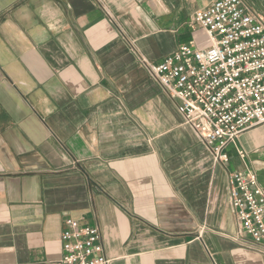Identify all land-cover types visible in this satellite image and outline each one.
Masks as SVG:
<instances>
[{
    "label": "crops",
    "instance_id": "obj_1",
    "mask_svg": "<svg viewBox=\"0 0 264 264\" xmlns=\"http://www.w3.org/2000/svg\"><path fill=\"white\" fill-rule=\"evenodd\" d=\"M215 1L0 0V264H62L67 219L110 264H264L229 198L234 172L264 186V125L217 163L139 59L208 47Z\"/></svg>",
    "mask_w": 264,
    "mask_h": 264
},
{
    "label": "built area",
    "instance_id": "obj_2",
    "mask_svg": "<svg viewBox=\"0 0 264 264\" xmlns=\"http://www.w3.org/2000/svg\"><path fill=\"white\" fill-rule=\"evenodd\" d=\"M191 26L204 30L208 47L180 46L159 64L139 59L163 91L180 101L185 125L215 161L228 164L229 145L264 125V18L243 0H216L194 14ZM229 198L238 225L234 240L264 246V186L257 174L232 173ZM61 243L62 264H110L96 226L67 219Z\"/></svg>",
    "mask_w": 264,
    "mask_h": 264
},
{
    "label": "rangeland",
    "instance_id": "obj_3",
    "mask_svg": "<svg viewBox=\"0 0 264 264\" xmlns=\"http://www.w3.org/2000/svg\"><path fill=\"white\" fill-rule=\"evenodd\" d=\"M261 127V126H260ZM259 127H257V128H255V129H253V130H251V131H254V130H256V129H258ZM226 152H228V151H226Z\"/></svg>",
    "mask_w": 264,
    "mask_h": 264
}]
</instances>
